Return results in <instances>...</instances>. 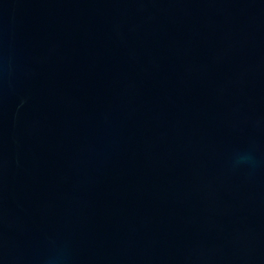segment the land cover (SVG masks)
Segmentation results:
<instances>
[{
  "label": "water",
  "instance_id": "1",
  "mask_svg": "<svg viewBox=\"0 0 264 264\" xmlns=\"http://www.w3.org/2000/svg\"><path fill=\"white\" fill-rule=\"evenodd\" d=\"M0 264H264V0H0Z\"/></svg>",
  "mask_w": 264,
  "mask_h": 264
},
{
  "label": "clouds",
  "instance_id": "2",
  "mask_svg": "<svg viewBox=\"0 0 264 264\" xmlns=\"http://www.w3.org/2000/svg\"><path fill=\"white\" fill-rule=\"evenodd\" d=\"M249 159L248 154L246 153H237L235 157V163L240 164L246 162Z\"/></svg>",
  "mask_w": 264,
  "mask_h": 264
}]
</instances>
